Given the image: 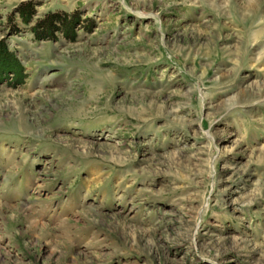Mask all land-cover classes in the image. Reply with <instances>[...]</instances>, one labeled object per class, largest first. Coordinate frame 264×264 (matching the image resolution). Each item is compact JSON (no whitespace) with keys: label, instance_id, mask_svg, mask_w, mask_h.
I'll list each match as a JSON object with an SVG mask.
<instances>
[{"label":"rangeland","instance_id":"rangeland-1","mask_svg":"<svg viewBox=\"0 0 264 264\" xmlns=\"http://www.w3.org/2000/svg\"><path fill=\"white\" fill-rule=\"evenodd\" d=\"M0 42V264H264V0H0Z\"/></svg>","mask_w":264,"mask_h":264},{"label":"trees","instance_id":"trees-1","mask_svg":"<svg viewBox=\"0 0 264 264\" xmlns=\"http://www.w3.org/2000/svg\"><path fill=\"white\" fill-rule=\"evenodd\" d=\"M18 13L20 15V18L24 19V22L26 23L32 17L33 14L32 4L22 5L18 10ZM61 24L64 23L62 17H59V15L48 16L44 18L42 21L38 22V25L32 29V33L35 35L37 39L49 38L50 36H52V34L55 31L58 30V28H60ZM0 48H1L0 52L2 56H4L5 50L3 49V47Z\"/></svg>","mask_w":264,"mask_h":264}]
</instances>
